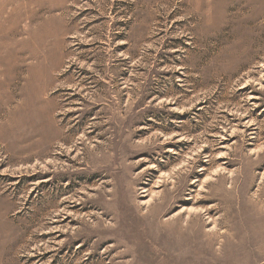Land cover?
<instances>
[{
    "label": "rangeland",
    "instance_id": "rangeland-1",
    "mask_svg": "<svg viewBox=\"0 0 264 264\" xmlns=\"http://www.w3.org/2000/svg\"><path fill=\"white\" fill-rule=\"evenodd\" d=\"M0 264H264V0H0Z\"/></svg>",
    "mask_w": 264,
    "mask_h": 264
}]
</instances>
